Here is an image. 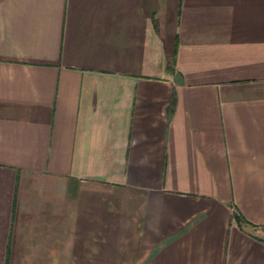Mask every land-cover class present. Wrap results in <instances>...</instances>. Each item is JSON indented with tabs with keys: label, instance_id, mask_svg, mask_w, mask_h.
<instances>
[{
	"label": "crops",
	"instance_id": "1",
	"mask_svg": "<svg viewBox=\"0 0 264 264\" xmlns=\"http://www.w3.org/2000/svg\"><path fill=\"white\" fill-rule=\"evenodd\" d=\"M0 264H264V0H0Z\"/></svg>",
	"mask_w": 264,
	"mask_h": 264
},
{
	"label": "trees",
	"instance_id": "2",
	"mask_svg": "<svg viewBox=\"0 0 264 264\" xmlns=\"http://www.w3.org/2000/svg\"><path fill=\"white\" fill-rule=\"evenodd\" d=\"M234 216H235V218H236L237 221H240L241 220L240 215H238V214L235 213Z\"/></svg>",
	"mask_w": 264,
	"mask_h": 264
}]
</instances>
